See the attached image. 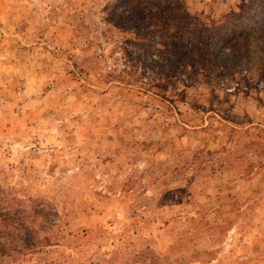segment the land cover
<instances>
[{
  "label": "rangeland",
  "instance_id": "374dc122",
  "mask_svg": "<svg viewBox=\"0 0 264 264\" xmlns=\"http://www.w3.org/2000/svg\"><path fill=\"white\" fill-rule=\"evenodd\" d=\"M0 264H264V0H0Z\"/></svg>",
  "mask_w": 264,
  "mask_h": 264
},
{
  "label": "trees",
  "instance_id": "16d2710c",
  "mask_svg": "<svg viewBox=\"0 0 264 264\" xmlns=\"http://www.w3.org/2000/svg\"><path fill=\"white\" fill-rule=\"evenodd\" d=\"M160 3H163V2H160ZM131 11L138 12L140 14V17H138L137 19H129L128 17H126V20L128 22L127 24H123V22H120V21L113 24V25H116L124 29L133 27L134 30L133 32L130 33L129 37H132V38L138 37L140 39H143V40L147 39V41H150L152 40V38L150 39V35L153 37L157 35L156 37H154V39H156L158 36H163L165 35V33H168L169 24L167 21V13H166L168 12L167 9L166 11L165 9L162 11L163 13H165L164 16L157 17L158 20H152V19L147 18V16H144L143 14L144 11L142 9L132 8ZM251 26L253 27L254 25H251ZM129 37H127V39ZM128 40L130 41L131 39H128Z\"/></svg>",
  "mask_w": 264,
  "mask_h": 264
}]
</instances>
